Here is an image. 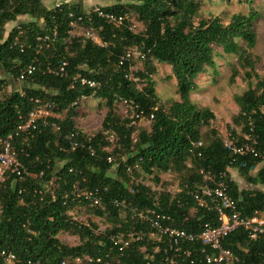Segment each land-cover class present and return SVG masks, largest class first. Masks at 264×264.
Wrapping results in <instances>:
<instances>
[{
  "label": "trees",
  "instance_id": "16d2710c",
  "mask_svg": "<svg viewBox=\"0 0 264 264\" xmlns=\"http://www.w3.org/2000/svg\"><path fill=\"white\" fill-rule=\"evenodd\" d=\"M107 1L113 4L99 9L123 17L121 24L70 1L49 8L45 0H0V67L17 80L28 65L34 66L22 85L8 94L6 80L0 79V136L13 134L12 149L21 164L20 177L10 173L0 189V248L12 252L21 264L27 260L74 264L76 257L85 255L100 257V264H147L141 248L152 253L157 243L148 238V225L135 213L154 210L169 216L170 225L192 233L206 223L218 224L215 211L198 206L192 197L201 181L200 169L221 177L244 216L264 211V77L255 73V61L247 52L256 44V0H242L248 12L234 14L226 24L214 15L196 19L201 0ZM129 14L140 24L139 31L133 29ZM22 16L31 20L7 30ZM72 23L94 29L104 45L77 35ZM213 46L238 56L248 82V88L235 96L239 107L235 121L242 134L231 129L230 145L210 126L214 113L198 107L190 97L200 74L215 66ZM154 62L167 64L176 81L178 100L168 106L160 104L156 95L151 77ZM62 63L65 75L47 70ZM136 63L140 67L134 70ZM237 74L234 68L232 79ZM80 78L96 86L82 84ZM91 95L104 101L106 113L101 129L87 135L75 127L74 118L82 98ZM35 99L50 105L48 123L40 118L28 131L16 133L19 120L26 121L35 107ZM119 104L127 106L131 116L120 115ZM141 118L150 122L149 129L135 127ZM202 126L209 127L206 142ZM245 143L249 151L233 150ZM115 164L113 176L109 170ZM229 168L260 188H240ZM138 171L152 175L155 183L160 181L159 173H174L180 176L179 186L175 192L160 186L151 189L136 182ZM76 190L97 191L101 204H90L76 196ZM77 205L89 207L110 227L96 236L93 223L72 221L70 212ZM61 232L78 236L81 243L61 242ZM116 233L132 234L122 253L109 240ZM158 246L148 264H189L174 256L173 246L165 240ZM223 246L242 264H264L263 240L249 239L243 228L230 232ZM185 247L199 252L201 245ZM0 264H5L1 257Z\"/></svg>",
  "mask_w": 264,
  "mask_h": 264
},
{
  "label": "rangeland",
  "instance_id": "374dc122",
  "mask_svg": "<svg viewBox=\"0 0 264 264\" xmlns=\"http://www.w3.org/2000/svg\"><path fill=\"white\" fill-rule=\"evenodd\" d=\"M73 4L82 5L85 11L93 10L97 7H105L112 5V1L107 0H69ZM202 7L198 14V18H208L211 15L218 16L224 24L228 23L234 14H246L248 6L242 0H201ZM58 0H45L47 7L52 8ZM131 0H122L121 3H130ZM253 7L259 13V18L254 22L253 29L256 33V44L252 49H248L251 57L255 61V73L259 77H264V0H256ZM129 19L132 21L133 29L139 31L141 26L135 19L133 14H129ZM31 20L28 16L19 17L16 22H11L7 26L10 30L14 25L27 22ZM42 23V22H41ZM245 47L243 41H240ZM214 63L215 66L206 67L204 73H201L197 80V88L193 90L190 97L194 103L202 108L206 107L214 113V118L211 120V127H214L224 142L231 144L230 130L235 129L236 133L242 134V126L237 124L235 117L239 112V107L235 102V96L240 95L248 88V82L244 76L245 69H243L238 62V56L235 54L224 53L221 47L213 46ZM155 72L152 74V79L155 83L156 95L159 103L163 106H168L172 101L178 100L176 92V81L172 75L171 69L167 64L154 62ZM140 67L138 63L133 66L136 70ZM236 68L238 74L232 79V71ZM0 79H5L7 85L4 86V93L8 94L10 91L19 88L22 83L14 80L11 76L6 74L0 67ZM78 114L74 118L75 127L82 130L87 135H93L101 129L103 117L106 113L105 103L102 100L94 97L84 98L77 107ZM117 112L122 115H130L129 108L123 104H119ZM131 116V115H130ZM137 128L149 129L150 122L145 119H139L135 124ZM209 127L202 126L200 128L202 134V141L206 142ZM262 163L258 166L260 167ZM115 164L109 171L111 175H115ZM231 178L235 180L240 188L258 189V186L247 184L239 176L234 168H229ZM138 176L135 178L136 182L140 181L148 185L151 189L160 186L164 189H169L175 192L179 186L180 176L174 173H159L160 181L155 183L152 175L138 171ZM255 170L252 174H255ZM135 177V176H134ZM154 191V190H153ZM70 219L76 223L83 225H95L104 231L110 227L103 218L93 215L89 207L85 205H77L70 212ZM93 223V224H91ZM59 240L69 246H76L81 243L78 236L68 232H61L58 236ZM86 264V263H82Z\"/></svg>",
  "mask_w": 264,
  "mask_h": 264
},
{
  "label": "built area",
  "instance_id": "2783aa9c",
  "mask_svg": "<svg viewBox=\"0 0 264 264\" xmlns=\"http://www.w3.org/2000/svg\"><path fill=\"white\" fill-rule=\"evenodd\" d=\"M61 2H69V0H58L54 6H58ZM94 11L98 16L104 17L116 25L122 23L123 17L121 16L103 12L99 7L95 8ZM76 25V23L71 24L77 35H83L96 44L104 45L94 29L76 27ZM134 53L136 56H139L136 51H134ZM33 70L34 66L28 65L25 70L19 73L17 81L21 83L25 76L32 73ZM47 70H52L57 75H65L64 63H62L57 69L48 67ZM80 82L89 87L96 86L94 81L86 78H80ZM84 98L86 97H83L82 99ZM34 104L35 107L28 113L26 121H23V119L19 117L21 120H19L20 122L17 125L16 133L18 131H28L30 127L34 126L37 119L40 118L43 119L45 124L48 123L47 117L50 115V105L46 103L42 104L38 99L34 100ZM52 126L54 128L57 127L54 122L52 123ZM12 137V133L0 136V189L10 173H16L17 176L20 177L19 169L21 168V164L17 159L15 151L12 149ZM233 150L235 152L243 153L249 151L250 147L245 143L240 148H234ZM199 175L201 181L198 189L192 192V197L198 206L210 207L215 211L218 224L212 226L206 223L200 232L192 233L185 229L170 225L169 222L171 221V218L169 216L156 213L154 210L147 209L135 213L138 220L145 222L148 225V238L152 240V242L157 243L152 248V253L146 252L147 250L145 246L141 248V252L146 253L145 258L148 260L147 264L153 258L154 253L159 252L158 242L164 240L169 245L173 246L174 256L181 257V260L187 261L189 264H198L200 262L206 264H242L243 260H241L237 254L231 249L223 246L224 238L230 232L238 228L245 229L249 239H262L264 242V211H255L250 217L244 216L239 210L236 200L228 194L226 185L221 177L217 178L210 171L204 169H200ZM75 195L87 200L90 204H101L97 191L76 190ZM91 231L96 236L104 233V230L100 227L91 228ZM134 236L135 235H133V237ZM131 239V233H116L109 236L112 246L116 248L119 253L125 251L129 246ZM194 242L200 243L201 248L199 252H193L189 247H185L187 244L191 245ZM0 257L5 264H21L20 260L9 250L0 248ZM83 261L100 264L101 258L93 259L92 257L85 255L83 257H76L74 259V264H82ZM116 263L121 264L119 261ZM23 264L42 263L39 260H27ZM61 264H67V261L63 260ZM102 264H110V262L105 261Z\"/></svg>",
  "mask_w": 264,
  "mask_h": 264
},
{
  "label": "crops",
  "instance_id": "0c3cea01",
  "mask_svg": "<svg viewBox=\"0 0 264 264\" xmlns=\"http://www.w3.org/2000/svg\"><path fill=\"white\" fill-rule=\"evenodd\" d=\"M9 24H10V23H9ZM9 24H8V25H9ZM8 25H7V26H8ZM258 188H260V187H258ZM247 189H248V188H247Z\"/></svg>",
  "mask_w": 264,
  "mask_h": 264
}]
</instances>
